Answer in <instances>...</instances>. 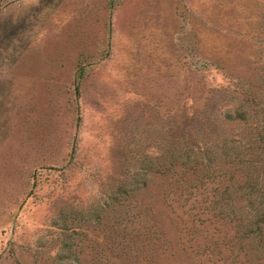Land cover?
<instances>
[{
	"label": "rangeland",
	"instance_id": "374dc122",
	"mask_svg": "<svg viewBox=\"0 0 264 264\" xmlns=\"http://www.w3.org/2000/svg\"><path fill=\"white\" fill-rule=\"evenodd\" d=\"M263 169L264 0H0V264H264Z\"/></svg>",
	"mask_w": 264,
	"mask_h": 264
},
{
	"label": "trees",
	"instance_id": "16d2710c",
	"mask_svg": "<svg viewBox=\"0 0 264 264\" xmlns=\"http://www.w3.org/2000/svg\"><path fill=\"white\" fill-rule=\"evenodd\" d=\"M226 157H229L230 155L229 154H227L226 153V155H225ZM202 162L203 163H208V164H210L211 163V161H212V158L210 157V155H204L203 154V156H202ZM230 159V162H229V164L232 166V164H235V158L233 157V159H232V157L231 158H229ZM234 162H233V161ZM201 162V163H202ZM202 163V164H203ZM263 171H264V169H263ZM246 177V176H245ZM231 181V179H229V178H225L224 180H222V182H219V187H218V189L219 190H222V191H224V192H226L227 193V191H229V189L231 188V186H232V184L231 183H229L228 184V182H230ZM258 186H260V187H258ZM243 188L242 189H244V192H246V197L248 196V197H250V196H253V194H256V193H260V195H261V198H262V203H263V205H264V180H261V181H257L256 183H254V180H252V178L250 179V181L248 182V181H246L245 182V186H242ZM258 224H263L264 225V208H263V212H261V214L258 216V219H257V221H256Z\"/></svg>",
	"mask_w": 264,
	"mask_h": 264
}]
</instances>
